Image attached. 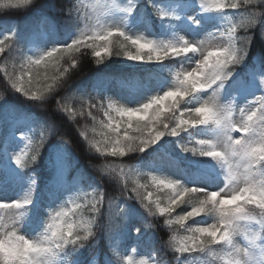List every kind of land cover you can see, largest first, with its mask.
Listing matches in <instances>:
<instances>
[{"label":"snow or ice","instance_id":"6c2138e0","mask_svg":"<svg viewBox=\"0 0 264 264\" xmlns=\"http://www.w3.org/2000/svg\"><path fill=\"white\" fill-rule=\"evenodd\" d=\"M30 3L31 0H0V7L15 9ZM136 3L137 0H127L121 6L113 0L110 4L97 5L93 8L94 17L87 12L81 15L79 9H76V19L84 27L70 43L53 47L35 58L28 56L20 63L19 74L15 65L12 72L5 69V79L12 90L29 101L40 102L38 106L44 107L43 102L48 95L63 83V77L69 69L76 66L75 54L81 53L82 49H91L98 64L102 63L104 55L113 54H122L129 61L160 65L170 59L180 62L185 57H198L194 66L184 67L180 63V67L174 72L172 86L162 94L153 95L139 107L129 108L97 97L91 98L88 102V115L92 116L91 109H96L103 112L105 120L100 121L104 139L99 142L90 141V148L111 157H125L129 153L147 151L164 137H182V133L191 134L193 129L210 133L206 137L195 139L193 147L182 142L177 146L184 153L210 158L219 165L225 181L220 191L188 188L179 181L153 175L150 178L151 186L167 189L169 192L166 203H162L158 198L153 199V193L148 190L150 185L129 184L127 177L133 171L131 168L126 173L123 164L118 169L109 166L108 172L117 174L118 181L122 184L121 196H126L127 200H136L149 216H167L165 223L169 227L179 225L187 233L179 240L173 234L168 241L178 257L193 252L215 255L216 245L223 246L224 250L232 249L237 245L234 241L242 233L246 243L238 251L247 264H264V205L259 198V194L264 192V154L259 151L264 149V75L250 74L261 94L250 100L245 107H238L235 97L227 103L221 100V90L233 77L236 67L245 60L251 43L250 37L241 40L237 36V29L243 28L247 32L260 23L261 33L264 34V20L260 19L264 17V7H257L264 5V0H189L186 4L182 0H176L170 9L157 5L154 0H148L153 15L167 24L187 19L189 23L199 26L200 22L188 15L189 10L197 7L200 10L197 14L224 13L243 8L238 24L233 23L231 17H225L228 27L223 31L220 30L221 27L217 29L215 36L227 40L226 45L219 46H206L203 40H188L178 34L172 39L158 42L143 35H129L121 25L107 22L115 13L124 14L125 19L130 17ZM181 7L184 8L183 12L180 11ZM68 12L72 16L73 9H68ZM12 41L13 36L0 40V53L6 49L11 51ZM65 59L68 66L62 63ZM41 66L49 71L43 75L45 83L34 89L33 85L39 83L41 77V73L35 69ZM233 87L238 93H246L252 84L250 81L237 80ZM202 93H208L207 98H201ZM3 98L0 96V100ZM193 100L196 101L195 105L189 106ZM63 110L70 116L76 114L66 107ZM237 112L239 118H236ZM40 129L38 139L25 137L28 141L26 150L14 158V163L21 170L36 163L49 136L56 134L55 126L51 124ZM81 135L88 140L85 133L82 132ZM59 137L62 147L70 144L63 135ZM57 165L61 171L67 167L62 158L58 159ZM31 184L34 189V177L31 178ZM141 189L145 191L142 192ZM245 191L255 194L257 199H241ZM96 192L97 195L87 202V206H90L95 215H100L105 194L98 189ZM113 199L108 201L110 210ZM31 203V193L22 200L0 203V209L6 210L4 215H0V242L16 241L22 248L31 246L37 249L13 258L0 254V264H39L40 261L43 264H58L61 254L75 253L83 248L89 251L94 249L92 241L96 239L93 231L95 216L76 224L65 219L68 216L66 211H57L50 216L39 238L29 239L19 234V222ZM184 204L188 205V210L173 217L177 207ZM117 208L119 214L124 213L123 207L117 205ZM234 208H239V211H231ZM201 216H211L214 221L203 226H188V221ZM136 232L139 235L140 229H136ZM117 254L121 257L119 261L111 257L105 264H125L124 253ZM222 259L224 264H240L231 253L224 254ZM91 264H99L95 254L91 257ZM127 264H132L131 257H128Z\"/></svg>","mask_w":264,"mask_h":264},{"label":"trees","instance_id":"16d2710c","mask_svg":"<svg viewBox=\"0 0 264 264\" xmlns=\"http://www.w3.org/2000/svg\"><path fill=\"white\" fill-rule=\"evenodd\" d=\"M185 1L189 2V0ZM154 3L161 6L158 0H154ZM88 4L86 0H31L30 4L19 8H0V20H9L8 23L14 24L17 30V38L11 42V51L6 49L5 52L0 54V96L4 97L3 100H0V149L5 142L11 124L19 117L32 113L35 115L36 134L33 140L38 139L42 126L48 127L49 124L55 126L56 134L49 136L36 163L23 170L15 164V168L23 177L36 175L41 185L44 186L48 183L52 191L54 190L56 172H63L64 179L67 181L70 177H75V182L78 185L75 196L71 203L63 204L59 211H66L68 216L65 219L76 224L84 220H91L95 216L93 231L96 234V239L92 241L94 249L89 251L87 248H83L75 253L61 254L60 262L91 264L93 254L96 255L99 264H105L106 260L111 259V257L113 260L119 261L121 257L117 253H122L128 244L136 242L158 256L157 264L158 262L160 264H183L185 259L191 260L194 258L197 264H221V261H223V246L221 245L214 246L215 255L193 252L178 257V254L169 246L168 241L173 234L179 240L187 233L179 225L169 227L165 223L167 216H149L136 200H127L126 196H121L120 188L122 184L118 181L117 174L108 172L109 166L118 169L123 164L126 173L131 168L133 171L128 173L127 177L129 184L150 185L148 190L153 193V199L158 198L162 203H166L169 195L168 190L151 186L150 175L144 170L139 171L137 169L139 162L151 166L154 161V154L159 152L174 158L182 166L186 175L196 178L201 177L200 174H197L198 170L215 174L220 169L219 165L210 158L193 156L191 153H184L180 150L177 145L181 142L188 147L194 146V142L190 143L185 133H182L179 140L164 137L147 151L129 153L125 157H111L97 153L90 148V141L99 142L104 139L101 134L100 121L105 120V117L102 111L96 109H91L92 116H89L88 102L93 97L105 101V87L102 79L108 75L107 72L111 68H118L120 63L125 60L122 54L120 56L115 54L111 56L104 55L102 63L98 64L96 62L97 58L92 55L91 49H82L81 53H76V66L69 69V72L63 77V83L55 89L54 93L48 95L46 101L43 102L44 107L38 106L40 102L29 101L12 90L5 79L4 70L12 72L13 65H15L17 74H19V65L29 56L28 53L34 37L38 33L45 32L39 23L40 19H50L59 26L58 32L62 37L72 36V40L78 35L80 27L84 26L83 23L79 24L76 19V9H79L81 15L85 12L91 15V8ZM257 7L261 8L264 5ZM70 8L73 9L72 16L68 12ZM258 8L256 10H259ZM138 10L149 20L153 28H162L161 21L154 18L148 0H137L134 11ZM243 12L244 9L241 8L239 10H228L225 13L230 15L233 23L238 24L240 15ZM212 14L218 15V13ZM260 19L264 20V17ZM227 27L228 25L225 29ZM126 32L133 35L128 31ZM237 36L241 40L250 37L251 43L248 45L245 60L236 67L231 80L243 75L242 77L246 81H250L253 87L256 83L252 82L250 78L252 75L250 74H253L255 69L258 68L264 72V39H262L261 24L258 23L255 28L247 32L243 28H238ZM115 51L114 48L113 53ZM62 63L68 66L66 59ZM165 64L167 66L166 77L172 79L174 77L173 70L178 68L177 61L170 59L165 61ZM35 71H39L41 77L39 83L33 85L34 89L45 83L43 75L49 70L41 66ZM25 79H27V76ZM65 107L75 112V116L68 115L63 110ZM81 110H83V114H81ZM93 116L95 119H93ZM82 132L88 136V140L84 139V136L81 135ZM60 135L68 139L70 144L62 147V142L59 139ZM2 158L5 160L4 156ZM61 158L67 165L63 171L57 165L58 159ZM49 161H52L51 165H49ZM181 184L186 187L184 183ZM97 189L105 194V203L100 215H95L90 210V206H87V202L97 195ZM141 191L144 192L145 190L141 189ZM110 199H113L111 210L108 208ZM76 205H79V207H76ZM117 205L125 209L123 214L118 213ZM252 207L254 208V206ZM186 210H188V205H181L177 207L172 216L183 214ZM136 229H140L139 235H137ZM110 236L111 238H109Z\"/></svg>","mask_w":264,"mask_h":264},{"label":"rangeland","instance_id":"374dc122","mask_svg":"<svg viewBox=\"0 0 264 264\" xmlns=\"http://www.w3.org/2000/svg\"><path fill=\"white\" fill-rule=\"evenodd\" d=\"M115 2L121 6H123L127 0H115ZM90 3L92 4L93 8L97 5H104V4H110L113 3V0H90ZM199 8L192 9L188 11V15L194 16L196 20H198L199 26H195L189 22H187L186 30L184 29H178V35L183 36L185 39L188 40H203L205 41L206 46L208 44L212 45H226L227 40L226 39H220L215 36L217 29L223 27L221 23H217L216 21H210L207 24H205L206 20V14L201 13L197 14L199 12ZM92 16H95V12L93 11ZM225 18V17H224ZM187 21V19H184ZM108 23H114L119 24L133 33L136 34H143L148 39L156 40V41H162V35H157L154 31H152L151 26L143 20L141 16L138 14H132L130 17L124 18V14L121 13H115L111 17L107 19ZM50 26L53 28V26L50 24ZM49 27V25H48ZM47 28V27H46ZM220 29V30H221ZM54 31V32H53ZM53 31L48 32L46 30L45 36H39L36 38L35 44H34V50H33V57L35 58L37 55L44 53L47 51L50 47L55 46L56 43H59V41H56L58 39V35L53 28ZM211 33V35L209 34ZM198 59V57H185L183 58L180 63L184 64V67H190L194 66L195 60ZM144 65H147L148 69L143 70L141 72L142 76L147 74L151 67L154 64H145L135 61H129L126 60L123 63V66L125 68H135V67H143ZM160 72L163 70V67H160ZM137 72L133 73H126L124 71V74L120 76V78L116 79L110 86H109V102H114L118 105L124 104L129 108H135L139 107L141 104L145 103L148 98H150L151 95L154 93L161 91L162 87L164 86V83L161 84L158 83V78L150 79L147 84L138 83V86L135 89H132L130 87V78L131 75H135ZM129 76V77H128ZM124 79V80H123ZM123 81L124 83H122ZM132 89V91L130 90ZM208 93H204L203 98H207ZM233 97H235V103L238 107L242 108L245 107L246 104L255 98V96L251 93L248 95L238 93V90L231 89L228 93V100L225 99V94L223 90H221V100L224 103H227L229 100H231ZM195 104H191L190 106H194ZM236 118H239V113H236ZM27 127L26 122H19L15 128V132L11 135L9 138V142L5 147L6 153L9 157L15 158L16 155L23 152V146L21 144V141L19 139V135L24 133V130ZM192 138H195L196 135H192ZM196 138H203L202 136H198ZM161 160H158L156 162H160ZM165 162V159L163 160ZM155 165V164H154ZM153 165V166H154ZM158 164H156L152 169V173H154V168H157ZM161 175H164V177H173V175H181V173L178 172V169L172 168V166H164V168L159 171ZM177 180V178H174ZM225 184V183H224ZM224 184H222L221 189L224 187ZM37 182L35 180V188H32L31 180L30 181H23L17 175H14L11 171H8L4 168H0V202L1 203H11L15 200H22L26 198L29 193L32 194V203L28 206L25 214L22 216L20 222H19V234L24 235L25 238L33 239L41 236L44 232V227L50 220L51 215H55V212L50 209L49 202L51 201V198L49 195H45L41 193L39 190H37ZM1 215H4L6 210H1ZM238 246H244L246 241L243 237V234L241 233L236 240L234 241ZM150 253L146 252L141 254V256L145 257L147 264H153L152 259H150Z\"/></svg>","mask_w":264,"mask_h":264},{"label":"clouds","instance_id":"9594fccd","mask_svg":"<svg viewBox=\"0 0 264 264\" xmlns=\"http://www.w3.org/2000/svg\"><path fill=\"white\" fill-rule=\"evenodd\" d=\"M0 8H3V7H0ZM262 39H264V34H262ZM259 151L261 152V154H264V149H260ZM259 198H260L261 204L264 205V192H261L259 194ZM241 199L255 200L257 199V196L253 193L245 191ZM231 211H239V208H234ZM241 248H243V246L235 245L232 249H225L223 252V255L226 253H231V255L234 258L240 261V264H247L246 259L243 257L241 252L238 251V249H241ZM35 251H37V249L32 248L31 246L22 248L21 244L16 241H9L7 243L0 242V254L6 255L10 258L16 257L18 254L24 255V254H27L28 252H35ZM209 254L212 255V253H209ZM39 264H43V261H40Z\"/></svg>","mask_w":264,"mask_h":264}]
</instances>
